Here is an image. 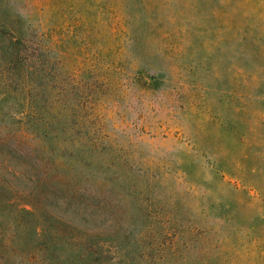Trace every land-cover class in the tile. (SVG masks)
I'll return each instance as SVG.
<instances>
[{
	"label": "rangeland",
	"instance_id": "1",
	"mask_svg": "<svg viewBox=\"0 0 264 264\" xmlns=\"http://www.w3.org/2000/svg\"><path fill=\"white\" fill-rule=\"evenodd\" d=\"M0 264H264V0H0Z\"/></svg>",
	"mask_w": 264,
	"mask_h": 264
}]
</instances>
